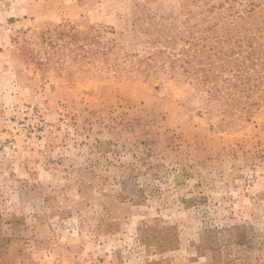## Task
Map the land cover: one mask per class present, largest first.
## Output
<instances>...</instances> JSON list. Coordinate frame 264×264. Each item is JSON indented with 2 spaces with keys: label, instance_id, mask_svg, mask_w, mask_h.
Returning a JSON list of instances; mask_svg holds the SVG:
<instances>
[{
  "label": "rangeland",
  "instance_id": "374dc122",
  "mask_svg": "<svg viewBox=\"0 0 264 264\" xmlns=\"http://www.w3.org/2000/svg\"><path fill=\"white\" fill-rule=\"evenodd\" d=\"M236 38L263 56L264 0H0V264H264Z\"/></svg>",
  "mask_w": 264,
  "mask_h": 264
},
{
  "label": "trees",
  "instance_id": "16d2710c",
  "mask_svg": "<svg viewBox=\"0 0 264 264\" xmlns=\"http://www.w3.org/2000/svg\"><path fill=\"white\" fill-rule=\"evenodd\" d=\"M252 11L254 10L249 11L247 14H250ZM239 19L243 20L244 18L240 16ZM235 37L237 36H231V38ZM235 41L236 42L233 45H229L231 49L229 50V52H223L224 47H222L223 49H221L220 52L223 53V57L217 58L218 61L223 62V64L227 65V67H232L230 73H233V76L238 77V75L240 74H244L245 76H251L253 71L258 73V71L256 70V66L259 65L258 63H260V65H263L264 62H262L261 60L264 59V52L260 51L263 56L256 58V49L251 44L244 45V41L239 38H236ZM197 46L198 44L194 45V47ZM236 46L241 53L235 52ZM220 52L217 51L215 53L216 57L219 55ZM178 63H181L179 65V68L183 69L184 74L195 76L200 73H206L204 75L206 81L209 79L208 75L209 72L211 73L213 67L212 64H209L210 67L207 68L206 62L202 60H198L197 62H195L193 59H189L188 56L186 58L183 56L182 58L173 60L171 62V64L174 65L173 68H175Z\"/></svg>",
  "mask_w": 264,
  "mask_h": 264
}]
</instances>
